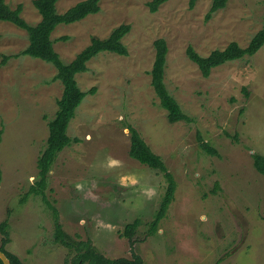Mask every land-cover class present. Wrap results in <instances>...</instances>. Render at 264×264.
I'll use <instances>...</instances> for the list:
<instances>
[{
  "label": "rangeland",
  "instance_id": "rangeland-1",
  "mask_svg": "<svg viewBox=\"0 0 264 264\" xmlns=\"http://www.w3.org/2000/svg\"><path fill=\"white\" fill-rule=\"evenodd\" d=\"M5 1L11 7L22 3V16L32 25L42 18L34 0ZM79 1L58 0L57 11ZM150 1L100 0L98 12L52 32L56 51L68 63L93 37L131 26L122 39L127 55L102 51L77 73L80 88L95 92L70 121L68 134L76 140L57 155L45 195L30 188L63 83L54 64L21 54L30 42L27 30L0 20V223L10 210L6 249L30 264H71L74 252L55 241L54 209L69 239L89 240L111 258L264 264V176L253 163L254 152L264 155V45L214 67L209 76L186 51L192 45L205 56L232 41L247 46L263 26L264 0H228L210 17L213 0H168L154 12ZM159 38L168 46L166 86L190 120L169 122L152 85ZM130 124L175 180L172 202L153 234L151 221L168 181L163 171L130 157ZM202 142L219 155L206 152ZM110 160L118 163L110 166ZM124 177L138 182L122 186ZM149 187L155 189L151 198L144 192ZM137 218L130 239L123 231Z\"/></svg>",
  "mask_w": 264,
  "mask_h": 264
},
{
  "label": "trees",
  "instance_id": "trees-1",
  "mask_svg": "<svg viewBox=\"0 0 264 264\" xmlns=\"http://www.w3.org/2000/svg\"><path fill=\"white\" fill-rule=\"evenodd\" d=\"M58 0H34V5L40 12L42 18L35 24H30L23 16V4L18 3L16 7H11L5 0H0V20L10 21L17 26L26 29L29 34V45L21 52L24 55H30L35 58H40L46 62L54 64L57 68L55 75L56 79H60L63 83V92L58 99V109L55 115L49 119V135L46 144L37 159L38 179L31 186L30 193L43 194L47 182V177L57 158V155L66 146L71 145L76 138L68 134L70 121L75 117L77 108L80 106L84 98L89 93L95 92V87L88 91L80 88L76 79L77 73L88 70L87 62L98 55L102 51H109L127 55V46L122 41L125 34L130 30L129 24H121L114 28L110 35L106 38L93 37L89 45L82 49L76 57L70 62H64L60 54L54 47L55 40L51 37L52 32L61 23H71L78 21L85 16L96 13L100 10V0H81L71 6L63 13H59L56 8ZM168 0H151L148 4L152 12L156 11L159 6ZM196 0H191V5ZM228 0H213L212 7L207 14L210 17L212 12L226 5ZM264 45V23L260 30L250 40L245 47L241 46L237 41L230 42L223 49H214L208 55H201L196 49L189 45L187 55L200 68L204 76H209L211 70L227 61L239 59L246 55L255 54ZM156 55L153 67L150 71L152 77V85L157 96L160 99V104L167 110L169 122L179 120H190L182 110L178 101L168 90L165 83V66L168 53V46L163 38L155 41ZM5 60L7 57L5 56ZM130 130V157L144 163L152 168L158 169L165 173L168 184L164 196L161 199L160 206L155 214V218L151 221L150 233L157 230L159 221L165 216L169 204L172 202L175 193V180L173 174L169 171L162 157L155 153L150 145L142 137L139 130L128 125ZM4 133L3 127L0 129V143ZM203 149L212 154L219 155L216 148L210 146L207 142H202ZM253 163L255 168L264 176V155L261 153H253ZM2 170L0 166V183ZM218 187V184H216ZM215 192V189H213ZM29 195V192L28 194ZM45 198V196H44ZM56 228L55 241L67 246L74 252L71 259V264H146L139 255H134L132 258L118 257L111 258L104 255L96 249L89 240H73L69 239L67 233L62 229L58 222V212L54 209ZM6 217L0 223V233L2 235L0 250L5 252L9 257L11 264H30L21 259L16 254L8 251L6 245L10 242L9 237V216L10 210ZM140 224V219L137 218L133 222L126 224L123 234L132 239L134 232ZM0 264H4L0 258Z\"/></svg>",
  "mask_w": 264,
  "mask_h": 264
},
{
  "label": "clouds",
  "instance_id": "clouds-1",
  "mask_svg": "<svg viewBox=\"0 0 264 264\" xmlns=\"http://www.w3.org/2000/svg\"><path fill=\"white\" fill-rule=\"evenodd\" d=\"M110 166L116 165L118 163V161L116 160H110ZM138 181L135 177H124L121 179L120 183L122 186H127L128 184H136ZM77 190H80L82 188L81 184H77L76 185ZM144 192L146 195H148L149 198H151L152 195H154L155 193V189L154 188H146L144 189ZM201 222H206L207 221V215L206 214H201L199 217ZM81 225H83L85 223L84 220L80 221Z\"/></svg>",
  "mask_w": 264,
  "mask_h": 264
},
{
  "label": "water",
  "instance_id": "water-1",
  "mask_svg": "<svg viewBox=\"0 0 264 264\" xmlns=\"http://www.w3.org/2000/svg\"><path fill=\"white\" fill-rule=\"evenodd\" d=\"M0 258L2 259L4 264H11L9 257L2 250H0Z\"/></svg>",
  "mask_w": 264,
  "mask_h": 264
}]
</instances>
